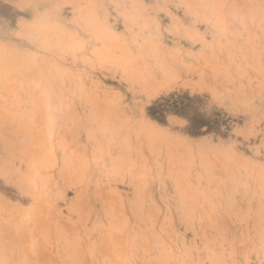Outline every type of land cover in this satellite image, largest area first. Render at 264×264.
<instances>
[{"label": "rangeland", "instance_id": "1", "mask_svg": "<svg viewBox=\"0 0 264 264\" xmlns=\"http://www.w3.org/2000/svg\"><path fill=\"white\" fill-rule=\"evenodd\" d=\"M0 60V264H264V0H0Z\"/></svg>", "mask_w": 264, "mask_h": 264}, {"label": "bare ground", "instance_id": "2", "mask_svg": "<svg viewBox=\"0 0 264 264\" xmlns=\"http://www.w3.org/2000/svg\"><path fill=\"white\" fill-rule=\"evenodd\" d=\"M12 56L15 57L14 55ZM24 56L26 57L23 58L22 67L19 69L18 67L17 69L15 68V71L13 69H10V66L13 64V62L8 64L7 60H3V61L4 63L7 61L6 63L9 65V69L11 71H14L13 72L14 75L15 74L17 75V73H19L21 75L27 76L26 81H28L29 85L33 84L35 86V88L31 89V92H30L32 93L33 96H36L37 94L43 95L39 104L38 103L36 104L37 106H36V109L34 110V114L32 115V118L30 119L31 121L30 123L34 125L37 124L36 127H38L37 128L38 131L41 132V135L43 136V138H41V143L45 145L46 148L49 151H51L53 155L57 156L56 144H57V140H59V138H62V131L64 132V134L67 132L70 134L69 138H70L71 145L73 143H76V142L78 143L80 141L81 129H82L81 120L77 118V115L74 111L71 114L67 113V109L65 108V105H64V97L60 89L61 81H60L59 76L56 75V72L51 68L49 69L45 65L38 64V62H35L36 61L35 58L31 56L29 57L27 55H24ZM7 57L11 58L9 55ZM15 58H18V57H15ZM2 59L4 58H2L1 56V60ZM14 61L17 62V59ZM45 63L47 65V62ZM4 69H8V68H4ZM10 78H12V76ZM71 153H74V152H71ZM32 161H35V160H32ZM44 163L43 161H38V160L34 162L32 171L35 175L41 170ZM48 167H50L49 163H48V166H46V169H48ZM52 167L53 166H51L50 168ZM44 168L45 166L43 167V169Z\"/></svg>", "mask_w": 264, "mask_h": 264}]
</instances>
